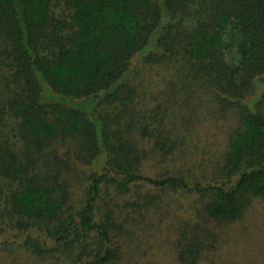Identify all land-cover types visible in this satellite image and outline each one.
Listing matches in <instances>:
<instances>
[{"label":"trees","instance_id":"1","mask_svg":"<svg viewBox=\"0 0 264 264\" xmlns=\"http://www.w3.org/2000/svg\"><path fill=\"white\" fill-rule=\"evenodd\" d=\"M140 69L165 84L149 115L134 109ZM231 115L212 163L199 126ZM1 185L20 248L69 264H119L126 225L199 198L205 225L182 223L175 260L202 264L207 225L264 200V0H0Z\"/></svg>","mask_w":264,"mask_h":264},{"label":"rangeland","instance_id":"2","mask_svg":"<svg viewBox=\"0 0 264 264\" xmlns=\"http://www.w3.org/2000/svg\"><path fill=\"white\" fill-rule=\"evenodd\" d=\"M150 72L140 69L133 76L139 103L134 109L141 111L140 115L145 114V111L149 115L163 98L160 92L165 87L164 81L155 71ZM258 84L254 97L250 99L257 97L256 95L262 91ZM211 117H207L208 121L204 126H199L200 130L197 132L199 137L195 143L201 151L203 147H208L210 155L204 158L216 163L225 150L228 134L238 127V119L232 115L225 119ZM55 147L59 152L76 150L72 143L58 142ZM100 169V165L84 166L79 179L81 187L85 186V179L81 178V174ZM206 169L208 173L211 172L209 164L206 165ZM148 170L151 173L152 168L149 167ZM7 195L8 191L1 185L0 211L6 210L4 201ZM76 195H80V191H77ZM163 201L160 207L164 209L161 208L162 211L156 213L152 219L147 218L142 220L141 224L129 223L125 226L136 229V232L128 240L133 243L131 248L126 249V244H120L122 257L119 264H176V242L183 228L182 223L187 221L190 224L205 225L195 212L201 203L199 198H188L178 194L174 197H165ZM1 218L6 220V215L0 216V264H69L63 260L61 262L37 259L26 253L19 246L22 238H15V233L6 229ZM207 229L212 234V249L202 264H264V200L256 201L241 220L232 224L211 222Z\"/></svg>","mask_w":264,"mask_h":264}]
</instances>
